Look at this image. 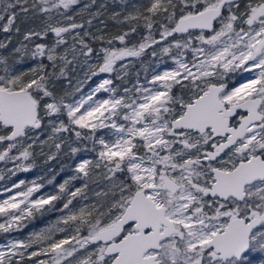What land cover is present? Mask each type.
Listing matches in <instances>:
<instances>
[{"label":"snow or ice","instance_id":"1","mask_svg":"<svg viewBox=\"0 0 264 264\" xmlns=\"http://www.w3.org/2000/svg\"><path fill=\"white\" fill-rule=\"evenodd\" d=\"M80 2L0 0L3 33L20 34L21 17L41 21L0 54V161H20L8 169L12 176L29 171L34 146L52 141L58 152L64 141L56 140L67 133L101 145L99 159L80 162L57 194L33 199L43 187L35 181L5 189L19 191L0 200V233L26 227L62 199L59 210L67 213L24 240L0 244V264H253V252L264 255V0H150L122 19L114 13L112 20L130 27L111 37L78 31L102 14L77 22L95 0L75 12ZM141 26L147 34L130 45ZM50 34L51 43L36 42ZM86 37L106 46L96 49ZM11 43L6 36L0 50ZM148 49L175 67L147 85L124 87L123 95L105 78L76 97L102 73L124 80L127 65L118 62ZM25 57L38 63L18 70ZM77 67L86 71L73 88ZM236 73L254 75L233 84ZM102 92L110 95L98 98ZM104 128L116 138L97 139ZM45 129L51 134L40 140ZM101 175L107 185L96 201L77 208L73 201L88 200L89 183ZM76 179L85 183L71 190Z\"/></svg>","mask_w":264,"mask_h":264},{"label":"trees","instance_id":"2","mask_svg":"<svg viewBox=\"0 0 264 264\" xmlns=\"http://www.w3.org/2000/svg\"><path fill=\"white\" fill-rule=\"evenodd\" d=\"M92 3V0H81L80 4L75 6V12H79L80 9L83 7L84 4ZM150 3V0H95V3L92 4V7L89 8L87 11H85L82 15H77L76 20L77 22H83L87 19H92V16L90 13L100 12L102 13L100 16L93 19L92 25L89 26L85 24L84 29H79L82 34L84 31H88L90 33H93L95 35H105L106 37H111L113 35L119 34L123 31H127L130 27L129 24L123 23L118 24L116 21L112 20L111 17L114 13H120L119 19H122L125 15H128L129 13L135 12V7H140L143 9V7ZM70 15H74V12H70ZM62 20V18H61ZM103 21V23H101ZM4 22L0 21V25H2ZM41 21L38 19H35L33 17H29L27 19H24L23 17L19 18L16 21V24L20 27L21 33L15 34V33H3L0 31V41L4 40L6 36L11 35L12 37V43L9 45L8 50H0V54L2 55H9V52L12 48L19 46L20 42L23 39V33L27 31L30 28H35L38 30L39 25ZM62 23H67V21H63ZM147 31L141 26L137 29L136 34H132L129 38L130 45L132 43H138L140 41L141 35H146ZM86 40L89 41V43L96 49H99L102 45L100 42L92 41L90 38L86 37ZM157 39H159V36L157 35ZM171 38H169L170 40ZM54 40V37L50 34L49 37L45 41H36V42H46L51 43ZM27 43V42H25ZM69 43H71V40H69ZM32 47V45H29ZM117 46H121L117 43ZM156 46V50L159 51V47ZM153 49H148L147 53L144 54L140 58H127L125 61L118 62V65L120 63L128 64L129 71L127 72L129 75V78L132 79L135 84L137 81L140 84L147 85V82L151 79L152 75L157 73L161 67L166 66L171 63V59L167 56H157L152 57L150 55V52ZM58 51H63V46L58 49ZM175 53V50L173 51V54ZM19 55V54H18ZM96 57H93L92 60L89 62L92 63ZM11 62V61H10ZM38 63L37 60L31 59L30 57H25L22 61H19L16 63V68L18 70H27L30 67H35ZM44 63H49L48 61H44ZM49 71L51 69L49 68ZM86 71L85 68L77 67L76 71L74 73H70V78L72 79V87L74 88L78 81L84 80V72ZM232 76V83L235 84L239 80V74H230ZM113 76V74H112ZM96 77H92L90 80H88L86 83L82 85V93H77L76 97L79 98L81 94H86L88 89H90L93 84L95 83ZM117 80L116 78H114ZM60 85L58 84V87ZM65 87H67V84L65 82ZM83 132H87L88 130H82ZM51 134L50 129H45L44 134L40 136V140H46L47 137ZM95 136L97 139L100 137H103L106 141H111L115 137L114 130L111 128H104L99 129L95 133ZM63 139V141L68 140H74L77 144L75 148H79L80 151L76 152L75 154L72 153L70 146H65V142L62 143L60 150L57 152L55 147L51 146L52 141H49L47 145H44L42 150L39 145H36L32 151L34 153L33 158H31L29 161H26L27 163H32L34 166L32 167L34 171L38 172L40 174V177L38 179V183L42 184L43 187L39 192L35 194V196L41 195L46 196L44 194L45 191H50V195L57 194L59 192V185L64 183L65 180H70L71 177L76 175V171L74 168L76 167L79 159L91 157L92 159H97L98 152L101 150V145L98 143H94L92 140H85L80 139L77 140L75 135L73 133H67L62 134L60 138L56 140L57 143H59ZM66 139V140H65ZM31 141V140H29ZM3 145H0V150H2ZM17 154V153H13ZM54 156L55 158L49 159V157ZM99 172H103L104 169L97 170ZM51 180L52 183H48V181ZM101 175L97 183H89V188L86 190V195L88 196V200H82L80 197L77 198V201H73L74 205H77V208L82 206L84 203L89 202L92 199H97L95 196V192L101 191L98 187H96L97 184L106 183ZM85 183L82 179H76L71 180L70 182V189L75 190V188L82 187V185ZM64 200H60L55 202V209L51 211H45L43 214L36 213L35 216L31 220H25L24 224L27 225L26 227H23L22 231L25 233H28L30 231L38 232L41 229L47 228L50 225H54L56 221L65 213H67V210H64L63 212L60 211L63 207ZM49 206H46V208ZM65 234L64 233H57V238H62Z\"/></svg>","mask_w":264,"mask_h":264},{"label":"rangeland","instance_id":"3","mask_svg":"<svg viewBox=\"0 0 264 264\" xmlns=\"http://www.w3.org/2000/svg\"><path fill=\"white\" fill-rule=\"evenodd\" d=\"M187 55L189 57L191 56L190 53H187ZM95 62H97V59H95L92 63H95ZM126 65H128V64H126ZM117 67L119 68V66H117ZM173 67H175V65H174V62L171 60V63L170 64L161 67V69L158 72H163L164 70H167V69H170V68H173ZM128 71H129V67L127 66V72ZM123 72H124V70L121 69V74H123ZM112 74H113V76H112ZM238 74H239V80L237 81V84L240 83V82H243V78L244 77H248V76L254 75V73H243V74L238 73ZM116 76H117V74L115 72H113L111 74H108V73H102V74H100L99 76H97V79L95 80V83L93 84V86L90 89H88V91L86 92V94L90 93L92 91V89L95 88V86L102 79H105V78H111V79L114 80L115 85L118 87V93L121 94V95H123V88L124 87L131 88L132 85L135 84L134 82H132L133 80L129 78V75L128 74L124 77V80L117 79ZM114 78H116L117 80H115ZM142 85H144V84H142ZM109 95H110L109 93H103V92L97 94L98 98H101V99L108 98ZM117 123H124V122L118 120ZM64 142H65V146H70L71 148L75 147L76 144H77L73 139L72 140H68L67 139ZM27 143H31V141H27ZM98 159H99V156L97 157V159H92L91 157L81 158V159H79L77 165L80 162H82L83 160L96 161ZM19 163H20V161H16L14 163L13 162L6 163V162L0 161V174H3L4 175V179L3 180H0V200L7 199L11 195H14L16 191H19V189H13L12 192H8V191H5V189L6 188H11L13 184L19 183L20 180L25 181V183L28 186H31V184H32L33 181H35L36 183H38V179L40 177V174L37 171L35 172L33 168H31L29 171H17L16 172V175H14V176L10 175V173L8 172V169L15 170L16 169V165L19 164ZM25 163L27 164V162H25ZM77 165H76V167H77ZM76 167L74 168V170L76 169ZM106 185H107V182L106 183L97 184L96 187H98L100 190H103L106 187ZM35 194L36 193L33 194V197H32L33 199L38 198V197L41 196V195L35 196ZM44 194L45 195H50L51 192L50 191H45ZM95 201H96V199H92L89 202H86L84 204L93 203ZM65 214H63V215H65ZM3 219H4L3 217H0V222H3ZM22 230L23 229H20V230H17V231H12L10 233H0V244H6L11 239L24 240L32 232H34V231H30L28 233H25ZM41 258H46V257H41ZM251 259L253 260V264H261V261L264 260V255H262L260 253L253 252L252 253V256H251Z\"/></svg>","mask_w":264,"mask_h":264},{"label":"flooded vegetation","instance_id":"4","mask_svg":"<svg viewBox=\"0 0 264 264\" xmlns=\"http://www.w3.org/2000/svg\"><path fill=\"white\" fill-rule=\"evenodd\" d=\"M235 84H237V82Z\"/></svg>","mask_w":264,"mask_h":264}]
</instances>
